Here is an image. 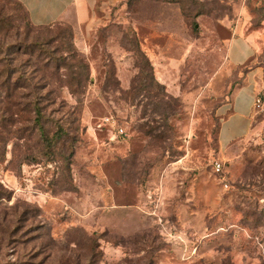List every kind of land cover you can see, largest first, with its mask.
Here are the masks:
<instances>
[{"label": "rangeland", "instance_id": "374dc122", "mask_svg": "<svg viewBox=\"0 0 264 264\" xmlns=\"http://www.w3.org/2000/svg\"><path fill=\"white\" fill-rule=\"evenodd\" d=\"M182 1L201 13L99 3L82 30L29 35L48 38L61 65L52 93L35 90L44 133L59 140L41 145L28 113L11 128L0 119V264H264V73L248 135L216 145L218 106L249 66L264 70V0ZM0 16L13 27L2 56L20 83L38 82L23 10L0 0ZM235 29L256 43L244 66L225 59ZM70 80L81 81L74 94L57 88Z\"/></svg>", "mask_w": 264, "mask_h": 264}, {"label": "crops", "instance_id": "0c3cea01", "mask_svg": "<svg viewBox=\"0 0 264 264\" xmlns=\"http://www.w3.org/2000/svg\"><path fill=\"white\" fill-rule=\"evenodd\" d=\"M26 9L33 25L42 26L64 22L74 29L92 24L93 11L99 3L115 4L123 0H17ZM144 44V43H143ZM145 45V44H144ZM225 59L233 66H244L253 60L256 43L249 34L236 32L225 41ZM263 67L249 66L234 85L226 100L217 108L219 121L216 145L225 152L234 142L248 135L255 112V100L262 88Z\"/></svg>", "mask_w": 264, "mask_h": 264}, {"label": "trees", "instance_id": "16d2710c", "mask_svg": "<svg viewBox=\"0 0 264 264\" xmlns=\"http://www.w3.org/2000/svg\"><path fill=\"white\" fill-rule=\"evenodd\" d=\"M167 1L178 2L181 6L182 14L187 18H193L199 13H201L200 10L189 13L185 5L186 2L182 0ZM14 2L17 3L23 10V13L25 15L26 26L29 27L27 37H25V39L23 40L30 41L29 44L31 45L38 44L39 49H41V51L37 52L36 57L34 52H32L30 54V58H28L26 63L27 71L28 68H30L31 76H34L35 79L37 78L38 82L31 83V81H29L26 82L25 85L23 83H20L18 79H20L22 75L15 77V74H18L19 69L11 64V61L8 59V57L2 56L12 46V43L7 42L8 40H6V38L9 33L13 32V27L12 24L7 21V19H4L0 16V119L6 122V127L9 126V128H11V117L15 115H21L22 113H28V115H32L29 122L36 124V128L39 132V141L41 142V145L45 144L44 146H46L47 144H49L50 146L53 143L57 142L59 140V137L56 136L55 132H53L49 136L44 133L43 126L40 123V120L42 118V111L45 106L43 103H41L40 97L36 95L35 90L39 89L42 86L43 89H47L49 93H52L53 87H55L57 83L56 81H58L59 79L57 78V80H55L54 77L55 75H59L61 71V65L53 64V60L56 59L53 54L54 52H56V48H52L50 50L49 48H46L44 46L48 45V38L44 40L41 39V42H38V39H31L29 35L32 33L35 34L37 37L40 35V32L44 30L48 31L52 27V25L60 22H55L53 24L42 26L33 25L28 19V14L25 7L17 0H14ZM193 24H195V22ZM50 37L52 38L53 35H50ZM136 52L140 54V57L152 70V66L148 57L144 54V52L141 51L137 42ZM46 53H48V55ZM44 54H46V56L42 59V55ZM50 54L52 56H50ZM68 68H70V66ZM68 73H72V70H69ZM31 76L29 78H31ZM25 78L27 77H24L23 79ZM152 79L155 80L153 75ZM80 86V80H70L63 83L62 86H58L57 88L66 87L68 88L69 92L74 94V92L77 91ZM23 89H26V92H22ZM6 127L1 129H6ZM10 132L11 129H8L7 133L9 134ZM20 138H22V136ZM0 141L3 142V137L0 138ZM4 148L6 150V145L4 146Z\"/></svg>", "mask_w": 264, "mask_h": 264}, {"label": "built area", "instance_id": "2783aa9c", "mask_svg": "<svg viewBox=\"0 0 264 264\" xmlns=\"http://www.w3.org/2000/svg\"><path fill=\"white\" fill-rule=\"evenodd\" d=\"M261 105H262V101H261V99H260V97L258 95L256 100H255V108L260 107ZM104 121H106V123H108V125L114 126L113 118L105 117V118H103V122ZM117 132L119 134H124V130L121 127H119L117 129ZM212 166H213L214 171H216V172H219L222 169L221 163L219 161H215Z\"/></svg>", "mask_w": 264, "mask_h": 264}]
</instances>
